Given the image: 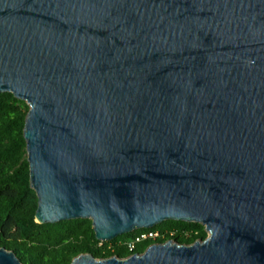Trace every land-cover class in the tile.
Segmentation results:
<instances>
[{"label": "water", "instance_id": "95a60500", "mask_svg": "<svg viewBox=\"0 0 264 264\" xmlns=\"http://www.w3.org/2000/svg\"><path fill=\"white\" fill-rule=\"evenodd\" d=\"M2 93L29 106L36 223L207 232L71 264H264V0H0Z\"/></svg>", "mask_w": 264, "mask_h": 264}, {"label": "trees", "instance_id": "16d2710c", "mask_svg": "<svg viewBox=\"0 0 264 264\" xmlns=\"http://www.w3.org/2000/svg\"><path fill=\"white\" fill-rule=\"evenodd\" d=\"M28 111L29 106L11 93L0 94V248L13 252L23 264H71L82 254L96 259H126L155 243L173 240L191 245L207 237L201 224L164 221L151 229L99 242L90 220L36 223L37 196L30 187L23 136ZM151 232L160 237L137 243L129 250L137 236Z\"/></svg>", "mask_w": 264, "mask_h": 264}, {"label": "built area", "instance_id": "2783aa9c", "mask_svg": "<svg viewBox=\"0 0 264 264\" xmlns=\"http://www.w3.org/2000/svg\"><path fill=\"white\" fill-rule=\"evenodd\" d=\"M156 237H158V234L157 233H144V234H141L139 236H137L135 238L134 241H132L129 245H128V248L129 250L133 249L134 245L137 244V243H140L144 240H148V239H155Z\"/></svg>", "mask_w": 264, "mask_h": 264}, {"label": "flooded vegetation", "instance_id": "af4514ba", "mask_svg": "<svg viewBox=\"0 0 264 264\" xmlns=\"http://www.w3.org/2000/svg\"><path fill=\"white\" fill-rule=\"evenodd\" d=\"M160 236H158V237H156L155 239H152V241H155L156 239H158ZM161 239H163V238H161ZM145 241V240H144Z\"/></svg>", "mask_w": 264, "mask_h": 264}]
</instances>
